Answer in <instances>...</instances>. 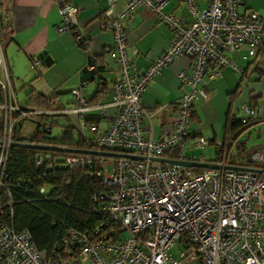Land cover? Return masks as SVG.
Segmentation results:
<instances>
[{"label": "built area", "instance_id": "obj_1", "mask_svg": "<svg viewBox=\"0 0 264 264\" xmlns=\"http://www.w3.org/2000/svg\"><path fill=\"white\" fill-rule=\"evenodd\" d=\"M118 0H107L100 26L112 36V62L116 79L111 83L108 102L102 109L113 114L106 130L96 134L92 129L90 144L99 151L144 157L143 161L112 159L101 161L95 174L107 192L93 196L95 212L117 225L121 234L113 241L95 229L91 235L74 231L67 233L62 245L70 254L69 242L80 243L77 258L85 264H264V148L248 150L243 142H231L234 154H221L222 166L259 170L260 173L225 170H200L151 162L167 159L203 163L202 157L186 160L181 153L171 159L169 154L182 150L190 142L202 150L210 144L202 137L194 117V106L207 100L201 88L205 81L221 78V70L230 67L243 75L230 56L242 53V61L264 66V17L257 12H239L241 0H206L199 10L195 0H185L192 22L187 25L173 14H164L166 0H125L122 10L114 13ZM60 24L57 34L70 33L77 25V10L71 4H59ZM152 13L157 21L171 31V41L159 58L149 67L136 72L129 57L126 24L138 9ZM1 51V50H0ZM189 60L187 71L178 74L181 95L170 122L158 139L144 136L143 119L147 116L140 100L151 80L159 76L175 58ZM40 65L38 59L29 63L31 70ZM6 62L1 52L0 89V191L8 190L2 180L4 162L13 143V128L41 111L19 106L10 93ZM80 87H84L81 85ZM71 94L80 103L74 113L87 111L82 106L79 90ZM240 122L248 127L264 122V102L240 107ZM218 143L216 147H220ZM48 157L38 154L35 165L41 167ZM92 160L69 157L62 160L68 168L91 167ZM249 165V166H246ZM110 167V174H108ZM45 187L38 189L41 195ZM9 195V194H8ZM0 202V264H65L46 258L33 245L26 230L16 231L11 209L4 215ZM179 242L183 247L176 258L171 251Z\"/></svg>", "mask_w": 264, "mask_h": 264}, {"label": "crops", "instance_id": "obj_2", "mask_svg": "<svg viewBox=\"0 0 264 264\" xmlns=\"http://www.w3.org/2000/svg\"><path fill=\"white\" fill-rule=\"evenodd\" d=\"M124 2L125 0L117 1L113 7L114 13L122 10ZM68 3L77 10V25L72 32L59 35L55 32L60 24L57 0H0L1 13L11 27L12 40L4 48L11 76L10 93L19 106L25 107L28 106V96L31 100L43 96L45 104L51 106L50 111L42 108L34 110L43 112V116L68 121L86 140H90L93 136L91 130L95 129L96 134L103 133L113 114L110 108L102 109L108 102L110 85L116 79L111 55L112 36L99 24L107 9V0H68ZM195 3L199 10L206 8V0H195ZM249 11L264 17V0H241L239 12L246 14ZM162 12L173 14L184 24L192 22L185 0H166ZM126 29L129 57L138 73L146 70L161 56L172 37L166 26L142 8L127 22ZM80 40L86 46L85 49L79 47L77 41ZM42 52L49 56V66L38 59ZM241 57L242 53L230 56L233 63L244 71V79V74L240 75L226 67L221 70L220 79L205 80L201 84L207 100L195 104L194 117L203 138L210 145L217 146L230 137L224 129L226 119L227 116L234 120L240 119L241 116L237 114L240 103L255 106L264 102V91L260 92L255 85L264 76L260 77L254 71L258 66L253 61L244 62ZM33 59L40 61L36 70L29 68ZM88 59L94 61L95 67L102 69L92 82L82 84L78 73L85 67ZM188 67L189 60L178 56L159 76L149 82L140 100L143 111L150 116L149 120L146 117L143 119L144 136L158 139L162 129L170 122L181 95L177 76L180 72L187 71ZM258 68L264 73V66ZM252 79L254 84L252 82L249 85ZM81 85L84 87H80ZM79 87L82 106L87 111L74 113L79 109L80 103L71 91ZM36 118L40 119L39 116ZM30 119L27 121H32ZM41 121L44 123L45 119ZM251 128L258 136H264V122H256L243 129L238 137ZM191 145L188 142L186 146H190L189 149L185 146L181 151L169 154V157L174 159L181 153L186 160L201 156L204 163H215L216 156L207 159L201 155V150L192 148ZM65 264L85 263L75 257L66 259Z\"/></svg>", "mask_w": 264, "mask_h": 264}, {"label": "trees", "instance_id": "obj_3", "mask_svg": "<svg viewBox=\"0 0 264 264\" xmlns=\"http://www.w3.org/2000/svg\"><path fill=\"white\" fill-rule=\"evenodd\" d=\"M67 4L68 0H59V4ZM12 40L11 27L1 13L0 4V48L5 59L4 48ZM79 47L85 49L83 42L77 41ZM6 62V60H5ZM7 65V62H6ZM7 75L11 84V76L8 65ZM254 71L260 76L264 73L255 67ZM243 79L245 77L242 76ZM31 93V92H30ZM29 93V94H30ZM3 101V93L0 89V104ZM28 108H42L50 111L49 104H45L43 96L34 100L28 96ZM34 131L28 136L20 134L22 122L13 128L12 140L15 143L30 144L34 146H55L78 151H99L88 142L68 121L61 125L51 122V116H39ZM45 122L42 123V119ZM54 127H60L61 133L52 135ZM1 128V124H0ZM246 127L240 120H234L227 116L225 131L227 137L220 147H216V161L220 162L221 154L230 151L231 142L237 140L239 133ZM43 154L48 157L41 167L35 165V157ZM69 157H83L92 160L91 167L68 168L61 165L62 160ZM109 158H98L85 155L63 154L59 152L37 151L23 148H10L8 150L3 171L2 180L5 182L8 194L0 191V202L8 203L3 207L4 215L11 209L13 212L12 226L16 231L26 230L36 250L46 258L58 261L77 257L80 243L69 242L70 254H65V246L62 242L69 231L81 235H91L97 229L101 236H107L113 241L118 240L121 234L120 228L111 222L106 216L95 212L92 208L96 205L93 196L104 195L107 190L102 181L95 176L99 171L101 161H111ZM249 166V165H246ZM194 173L200 170L191 169ZM45 187L46 193L41 195L38 191Z\"/></svg>", "mask_w": 264, "mask_h": 264}, {"label": "water", "instance_id": "obj_4", "mask_svg": "<svg viewBox=\"0 0 264 264\" xmlns=\"http://www.w3.org/2000/svg\"><path fill=\"white\" fill-rule=\"evenodd\" d=\"M38 59L42 61L45 66H49L51 64V60L46 52H42L38 55ZM101 67H95L94 61L88 59L84 68H82L78 73L79 82L82 84L92 82L95 75L101 72ZM11 148H23V149H31L37 151H47V152H59L63 154H73V155H85V156H93L98 158H109V159H128L135 161H143L144 157L120 154V153H112V152H104V151H78L72 150L68 148L55 147V146H34L30 144H22V143H11ZM151 162L164 163L172 166L185 167L190 169H201V170H225V171H235V172H247V173H260L259 170L244 168V167H236V166H222L216 163H198V162H190V161H175V160H167V159H149Z\"/></svg>", "mask_w": 264, "mask_h": 264}, {"label": "rangeland", "instance_id": "obj_5", "mask_svg": "<svg viewBox=\"0 0 264 264\" xmlns=\"http://www.w3.org/2000/svg\"><path fill=\"white\" fill-rule=\"evenodd\" d=\"M0 50H1V48H0ZM0 57H1V51H0ZM253 81L254 80L252 79L249 82L250 84L249 83L248 84L251 85ZM253 84H254V82H253ZM255 85L257 86V88H259V91L260 92L264 91V78H262V81L260 83L259 82H256ZM241 106H242V104L240 103V105L238 107H241ZM239 110H240V108H239ZM235 112H236V110L233 113H235ZM237 114L241 116V112L240 111L237 112ZM0 119H1V117H0ZM30 120H32V121H27V120H23L22 121V125L23 126L22 125L21 126L23 127V129L20 132V134L22 136H28V135H30L34 131L35 126H36V122H38V118L32 117V119H30ZM63 121L64 120H58V118H53V119L49 120V123L55 122V123H58V125H59V123H63ZM60 133H61V130L58 127H54L53 128V130H52V135L53 136L54 135H57V134H60ZM202 137H203V135H202ZM237 142H243V143H245V146H246V148L248 150H250V149H256V148H261V147H264V136H258V134L255 132V130L253 128H251L250 130L243 132L237 138V140H236L235 143H237ZM186 147H187V149L190 148V146H186ZM215 148H216L215 145L208 144L207 146H205L200 151V153H201V155L205 156V158L212 159V158H214L216 156L215 155L216 154ZM234 152H235V147H231L230 148V153L231 154H234ZM107 170H108V174H110V167H108ZM183 250H184L183 247L180 245L179 242H177L175 244V246L173 247V249L171 251V254L173 255L174 258H176L177 255H178V253L180 251H183Z\"/></svg>", "mask_w": 264, "mask_h": 264}]
</instances>
